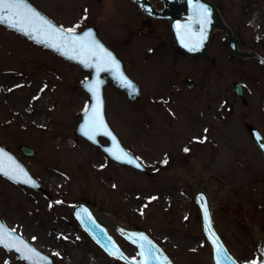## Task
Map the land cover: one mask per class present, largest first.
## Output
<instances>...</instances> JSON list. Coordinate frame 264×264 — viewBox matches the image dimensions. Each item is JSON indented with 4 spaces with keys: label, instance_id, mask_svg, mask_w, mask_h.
Returning <instances> with one entry per match:
<instances>
[{
    "label": "rangeland",
    "instance_id": "1",
    "mask_svg": "<svg viewBox=\"0 0 264 264\" xmlns=\"http://www.w3.org/2000/svg\"><path fill=\"white\" fill-rule=\"evenodd\" d=\"M32 1L66 29L96 26L123 60L142 95L133 101L106 86V116L146 170L113 161L75 133L91 100L81 85L90 71L0 24V143L49 191L0 174V217L52 255L54 264H128L107 254L74 217L72 205L84 200L145 230L175 264H215L194 197L197 184L209 195L231 254L242 264L258 262L264 156L246 126L255 125L264 136V63L232 53L224 29L212 34L209 57L187 54L175 44L167 18L145 14L132 0ZM214 1L239 48L264 56V0ZM184 76L195 85L189 88ZM15 80L22 83L13 86ZM48 94L44 109L38 102ZM43 114L49 117L46 127L38 120ZM21 144L34 154L23 153ZM0 264L28 263L0 246Z\"/></svg>",
    "mask_w": 264,
    "mask_h": 264
},
{
    "label": "water",
    "instance_id": "2",
    "mask_svg": "<svg viewBox=\"0 0 264 264\" xmlns=\"http://www.w3.org/2000/svg\"><path fill=\"white\" fill-rule=\"evenodd\" d=\"M139 4L140 8L148 15L152 17H165L169 18L170 27L174 36L176 45L188 54L196 55L200 54L206 57L210 56L209 40L213 31L216 28H222V16L219 11V6L213 0H163L164 5L161 8L155 7L151 0H134ZM32 8L37 10L41 15L47 18L54 26L58 29L67 30L65 27L57 24L52 18H50L41 9L35 6L30 0H27ZM207 10L206 12L204 10ZM7 14V13H5ZM23 35L39 43L54 52L58 53L60 56L80 64L85 70L91 72V76L88 79L82 80L83 88L89 93L91 102L88 108L84 111L82 119L76 127V134L81 135L94 144L100 146L103 151L114 161L121 163L123 165H129L139 170H146V165L140 160L135 154H133L121 141L118 134L114 131L110 125L105 111V94L104 88L107 85H114L124 92H126L128 98L131 100H137L141 97V88L139 84L128 74L123 60L118 56V54L109 47L100 37L99 29L94 25L86 26L83 30L76 31V35H83L85 33H92V38L103 46L107 52L111 53L112 57L115 58L119 63V72L123 73L128 80H130L135 88V93L131 94V90L126 89L120 83L118 78V73L115 69L111 71H101L97 73L95 71V65L100 63V56H88L85 55L83 58L87 59L88 63L93 65L92 68L87 67L80 61V50L78 48L73 49L70 45L64 46L63 40L61 38H52L48 43H43L41 41L48 40V37L42 31L35 32L31 35L25 34L15 28L10 27L7 23H1ZM223 29V28H222ZM227 31L229 38V48L231 52L236 54L238 57L243 58L246 56L245 50L239 48V38L236 36L231 28L224 29ZM51 43H60L62 45L63 51L57 48L51 47ZM67 53V55L65 54ZM102 55V54H100ZM261 62L264 63V56L258 55ZM70 57H78L76 59ZM183 81L188 87H193L195 82L188 78L183 77ZM98 83V96L99 100L93 96L89 91V85ZM236 91L242 98L244 103H247V97L245 90L241 82L236 81L235 83ZM92 108H98L100 117L103 120L105 127L93 130L95 135V140L90 139L89 136L84 134L85 124L89 121L92 116ZM247 130L251 134L258 148L264 154V136L260 130L253 124H247ZM105 133H111V135H106ZM257 136L260 139H257ZM101 138H106L108 143H103ZM20 149L23 153L31 155L34 154L35 150L29 145L21 144ZM110 152H115L117 154L126 153L128 157L132 158L135 163H127L123 160H117ZM10 158V159H9ZM0 161L12 172L13 175L18 176V179H13L11 176L0 172L4 176L13 180L16 183H22L36 190H43L47 192L48 190L43 186V184L30 172L28 167L17 157V155L2 145L0 143ZM139 164L140 167H137ZM18 166V168H17ZM26 174V175H25ZM26 179H31L35 184H28L24 181ZM194 197L199 207L201 216V226L202 230L210 242L213 251V261L215 264H242L229 252L222 236L220 235L213 218V206L207 191L200 185L192 184ZM205 205L207 206V215H205ZM74 215L82 225V227L88 232V234L93 238V240L98 243L108 254L123 260L130 264H175L168 253L163 249V247L156 242L146 231L142 229H137L136 226H127L122 222L117 221L114 217L108 214H100L99 217L102 222L97 218V211L84 200H79L75 202ZM107 224L111 225L117 233L112 229L111 232L115 235H111L108 230ZM0 226H2L3 233H8L9 240L15 243L17 247L23 249L22 252H17L14 248L11 249L16 251L21 259L29 264H53L55 258L50 254L44 252L35 244H33L29 239L20 234L18 231L11 228L7 223H5L0 217ZM132 227V228H131ZM143 235L144 240L139 239ZM132 243H130V242ZM215 241V243H214ZM121 246H120V245ZM137 246H135V245ZM141 244L144 245V255H141ZM4 246V245H1ZM35 249V252H28L27 248ZM151 246V252H149V247ZM5 247V246H4ZM9 250V248L5 247ZM123 248V249H122ZM138 248V250H137ZM219 248V252H218ZM139 251V254H138ZM259 251L262 258L259 262L255 264H264V236L260 237ZM115 253V254H114ZM152 253H155V259L152 258ZM29 255L32 260H26L23 257ZM139 255V257H138ZM132 256V257H131ZM138 257V258H136Z\"/></svg>",
    "mask_w": 264,
    "mask_h": 264
},
{
    "label": "snow or ice",
    "instance_id": "3",
    "mask_svg": "<svg viewBox=\"0 0 264 264\" xmlns=\"http://www.w3.org/2000/svg\"><path fill=\"white\" fill-rule=\"evenodd\" d=\"M204 11L206 12L207 10L205 9ZM0 23H7L10 27L29 35L38 31H42L45 36L48 37V40L41 41L43 43L50 42L52 38H61L63 40L64 46L70 45L73 49L78 48L80 50V61L89 68H92L93 65L91 63H88L87 59H84L83 57L85 55H99L101 62L95 65V71L99 73L101 71H111L112 69H115L118 73V78L120 80L121 85L126 89L131 90V94L135 93V88L132 82L128 80L127 77L123 75V73L119 72L118 61H116L115 58L112 57L111 53L107 52V50L104 49L102 45H100L92 38V33L88 32L83 35H76L75 28L67 30L58 29L47 18H45L37 10L32 8L27 2V0H0ZM51 47L63 51L62 45L60 43H51ZM65 54L67 55V53ZM70 58L76 59L78 57ZM89 91L93 94V96L97 98L98 101V83L89 85ZM91 111L92 116L90 117L89 121L85 124L84 134L89 136L90 139L95 140L93 130L103 128L105 126L103 124L102 118L100 117L98 108H92ZM105 134L111 135V133ZM257 139L259 140L260 137L257 136ZM261 147H264V144H261ZM184 151H188V149H184ZM110 154L114 156L117 160H123L130 164L135 163V161L132 158L128 157L126 153L117 154L115 152H110ZM164 163H167V161L165 160ZM136 166L140 167L139 164H136ZM0 172L11 176L13 179H18V176L13 175L12 172L8 170V168L4 165L2 161H0ZM24 182L33 185L35 184V182L31 179H26ZM153 199H155V197H153ZM205 215H207L206 205ZM9 235L10 234L8 233H3L2 226H0V245H4L5 247L9 248V250L14 248L17 252H22L23 249L17 247L15 243H12L9 240ZM139 239L144 240L145 237L141 235ZM25 248H27V246H25ZM141 249V255L143 256L145 254L143 251V244H141ZM27 251L32 253L35 252V249L27 248ZM149 252H151V246L149 247ZM23 258L26 260H32V257L29 255H26ZM152 258L155 259V253H152Z\"/></svg>",
    "mask_w": 264,
    "mask_h": 264
},
{
    "label": "bare ground",
    "instance_id": "4",
    "mask_svg": "<svg viewBox=\"0 0 264 264\" xmlns=\"http://www.w3.org/2000/svg\"><path fill=\"white\" fill-rule=\"evenodd\" d=\"M251 18H254V16L253 17L251 16ZM222 28L223 29H228L229 28L227 22L224 19L222 20ZM222 28H219V29H222ZM245 53H246V56H258V53L255 50H253V49H246ZM21 83H22L21 80L20 81L15 80L13 86H18ZM36 96H37L36 94L31 95L30 96V100L31 99L33 100ZM50 97H51V94H48L46 97H44V99H41L40 102H38V104H41L40 107L46 109V102H48ZM37 106H39V105H37ZM44 117H45V115L43 114V115H39V118H38V120H40V122H41L42 127H46L48 125L47 123L49 122V117H46V118H44ZM47 139H48V142L52 145L53 143H52V140L50 139V134L48 135ZM73 145H74V143L72 142V146ZM64 147L66 149L69 148V146H67V145H64ZM66 153L68 154L69 152L66 151ZM72 164L76 168H80V166H82V164H80V162H78V161H73ZM85 165H89L88 164V159L85 161Z\"/></svg>",
    "mask_w": 264,
    "mask_h": 264
},
{
    "label": "flooded vegetation",
    "instance_id": "5",
    "mask_svg": "<svg viewBox=\"0 0 264 264\" xmlns=\"http://www.w3.org/2000/svg\"><path fill=\"white\" fill-rule=\"evenodd\" d=\"M109 229H110V231H111V227H110Z\"/></svg>",
    "mask_w": 264,
    "mask_h": 264
}]
</instances>
